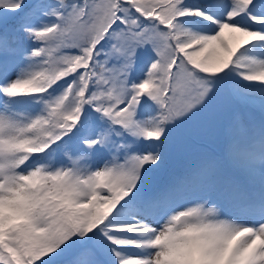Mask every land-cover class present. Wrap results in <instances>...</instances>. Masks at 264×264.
Instances as JSON below:
<instances>
[{"label": "snow or ice", "instance_id": "6c2138e0", "mask_svg": "<svg viewBox=\"0 0 264 264\" xmlns=\"http://www.w3.org/2000/svg\"><path fill=\"white\" fill-rule=\"evenodd\" d=\"M0 264H264V0H0Z\"/></svg>", "mask_w": 264, "mask_h": 264}, {"label": "trees", "instance_id": "16d2710c", "mask_svg": "<svg viewBox=\"0 0 264 264\" xmlns=\"http://www.w3.org/2000/svg\"><path fill=\"white\" fill-rule=\"evenodd\" d=\"M201 147V145H199L198 143L192 141L189 145V148L191 151H197L199 150ZM182 163V159L179 155H177L173 161H172V166L175 167V168H178Z\"/></svg>", "mask_w": 264, "mask_h": 264}, {"label": "rangeland", "instance_id": "374dc122", "mask_svg": "<svg viewBox=\"0 0 264 264\" xmlns=\"http://www.w3.org/2000/svg\"><path fill=\"white\" fill-rule=\"evenodd\" d=\"M200 142V141H199Z\"/></svg>", "mask_w": 264, "mask_h": 264}]
</instances>
